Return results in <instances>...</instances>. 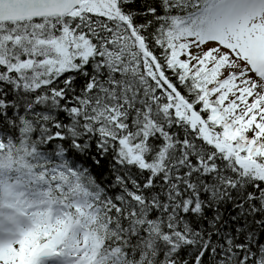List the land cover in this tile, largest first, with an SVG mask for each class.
<instances>
[{
	"label": "snow or ice",
	"instance_id": "6c2138e0",
	"mask_svg": "<svg viewBox=\"0 0 264 264\" xmlns=\"http://www.w3.org/2000/svg\"><path fill=\"white\" fill-rule=\"evenodd\" d=\"M0 264H264V0H0Z\"/></svg>",
	"mask_w": 264,
	"mask_h": 264
}]
</instances>
